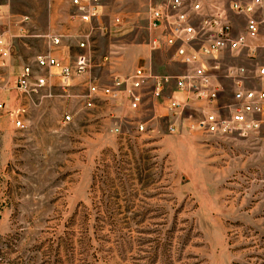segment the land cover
<instances>
[{
    "label": "rangeland",
    "instance_id": "rangeland-1",
    "mask_svg": "<svg viewBox=\"0 0 264 264\" xmlns=\"http://www.w3.org/2000/svg\"><path fill=\"white\" fill-rule=\"evenodd\" d=\"M53 1L0 0L17 35L16 72L48 51L46 35L62 25ZM148 1L102 0L98 24L116 15L122 24L94 38V79L109 84L112 72L127 77L149 62L180 73L170 53L150 51ZM112 52L111 69L103 59ZM85 81L74 80L72 97L58 88L6 94L0 264H264V122L245 135L191 132L188 116L156 112L150 94L137 111L107 100L87 109ZM18 108L24 127L11 115Z\"/></svg>",
    "mask_w": 264,
    "mask_h": 264
},
{
    "label": "built area",
    "instance_id": "built-area-1",
    "mask_svg": "<svg viewBox=\"0 0 264 264\" xmlns=\"http://www.w3.org/2000/svg\"><path fill=\"white\" fill-rule=\"evenodd\" d=\"M64 1L71 6L69 19L79 30L73 35L52 30L46 35L48 51L17 72L13 69L17 35L4 23L0 11V112L6 111V94L13 87L25 94L46 90L49 96L58 88L72 97L74 80L79 77L86 80V90L80 96L87 109L107 100L137 111L150 94L156 112L188 116L191 132L245 135L264 122V64L259 61L264 49V0H149L150 51L170 53L180 73H156L149 62L138 64L127 77L112 72L111 84L92 76L93 69L102 64H96L91 38L96 30L112 33L113 27L122 24L120 16H114L110 26L97 25L104 16L102 0ZM27 23L29 17H22L20 32ZM80 25L89 26V30ZM68 38L77 39L83 50L73 65L53 54ZM113 60L112 52L104 57L103 65L112 68ZM227 94L228 102H222ZM11 115L16 126H25L19 108L11 110ZM71 118L67 114L65 121ZM137 128L142 132L148 129L144 122H138ZM170 129L175 131V126Z\"/></svg>",
    "mask_w": 264,
    "mask_h": 264
},
{
    "label": "crops",
    "instance_id": "crops-1",
    "mask_svg": "<svg viewBox=\"0 0 264 264\" xmlns=\"http://www.w3.org/2000/svg\"><path fill=\"white\" fill-rule=\"evenodd\" d=\"M65 3H66V7L63 6L61 3H56V1H55V3H54V1L49 3L51 13L52 12L55 13L56 14L55 18L57 20L61 19V21L63 22L62 25H60L59 27L54 26L52 24L51 30L58 29V30L62 31L63 33L73 35L74 33H76L79 30V28L75 22L70 21L69 13L72 11V8L68 2H65ZM61 7L62 8L64 7V10H60ZM98 22H96V24H98ZM80 28L82 30H89V26H87V25H80ZM98 32L101 33V31H98V30L94 31L93 36L91 38V44H92L93 50H94V47H93L94 46V38L98 35ZM82 52H83V50L78 48L77 39L68 38V39H64L62 47L60 49L53 51V54L55 56H57L58 58H60L61 60H63V62L65 64L73 65L76 55H78L79 53H82ZM111 83H112V80L109 84H111ZM85 90H86V86H85ZM152 104L154 106L153 98H152Z\"/></svg>",
    "mask_w": 264,
    "mask_h": 264
}]
</instances>
